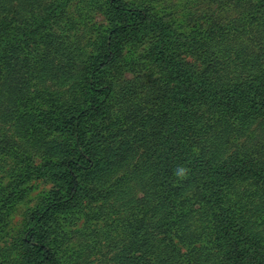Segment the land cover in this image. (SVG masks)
Instances as JSON below:
<instances>
[{
	"label": "rangeland",
	"instance_id": "rangeland-1",
	"mask_svg": "<svg viewBox=\"0 0 264 264\" xmlns=\"http://www.w3.org/2000/svg\"><path fill=\"white\" fill-rule=\"evenodd\" d=\"M90 1H58L61 6L59 27L64 28L65 35V39L59 40L58 43L66 47L67 54L66 56H58L52 48L49 47L47 52L41 46L43 44L37 45L38 48L41 47L39 51L35 52L36 57L33 61L28 58L31 61L30 90L28 93H10L7 79L0 77V142L2 140L8 142L9 138L13 137L14 142L19 144L17 147L9 144L4 145V143L0 144V264H22L18 242L27 228L30 216L43 206L53 189L50 178L42 173L41 168L44 166L43 164L48 162L51 164L58 162V159L50 156L42 158L35 152V143L57 138L59 131L56 130L59 129H55L57 126L54 120L82 107L87 99L85 80L89 72V64L91 59L100 54V49L103 48V36L107 27L100 7L104 1L94 0L95 7L90 5ZM124 1L128 8H141L147 11L151 21L158 22L173 33L174 41L169 39L171 43L165 49L166 54L174 57L177 61H181V63L191 64L196 70H205V68L211 70L208 67H213L212 64L216 63L214 66L216 67L214 69L215 74L225 78L226 81L224 85L212 90L215 100L226 94L237 95L241 82L250 85L251 82L257 83L260 76H264V67H261L264 62L262 61L264 60L262 50L259 52L257 63L254 65L259 66L258 68L244 67L233 73L234 71L228 67L239 62L244 56L242 54L247 53L249 47H262L261 38L264 37V30L254 28V23H245V20L249 19V14L254 12L251 8L255 0H219V2L215 0ZM47 2L48 0H7L4 5L5 13L0 16V19H5L4 31L12 34V43L18 42L23 46L27 45L29 49L33 46L34 40L32 41V38L26 33L38 26L37 22L46 13L43 10L46 6L48 7ZM49 12L47 11V13ZM16 28L18 30H15ZM155 36L156 34L153 33V35L144 37L136 44L131 45L124 52L123 59H119L113 64L115 68L112 66L114 69L110 71V75L104 78V85H108L110 91L107 102L102 105L105 107L103 111H109L108 117L112 118L113 121L116 115L126 116L128 118L124 119V122L126 126H129L135 120L133 114L135 116L138 107L143 112L152 106L157 107L153 105V102L162 95L159 89L163 85V80H161L162 62H152L150 55ZM259 36L262 37L259 38ZM199 41H204L206 44L213 41V43L207 44V47L211 49L206 50V47H203L202 50L197 51L198 53L195 52L192 46L197 45ZM197 47L199 46L197 45ZM50 63L51 65L48 66L47 64ZM3 72H1V76L4 74ZM133 76L142 78L143 87L136 88L132 95L127 97L126 90L133 88L134 85L130 82ZM263 82V80L258 82L261 84V90H264ZM258 83L255 84L256 88H258ZM151 86H156L152 92L149 90ZM118 99L126 100L127 106L121 101L118 105L115 102ZM210 110L212 109L210 108ZM202 111L204 108L200 107L196 116ZM238 111L236 109V114ZM212 116L213 122L218 119V115L213 114ZM18 117H22L29 125L26 128L25 137H18L14 134L16 129L21 130L22 128L20 124H13ZM101 117H104V114H100L87 126L98 129V122ZM263 118L264 116L257 120L253 119L251 127L244 132V136L242 135L243 132L241 133L237 128L226 132L221 124L212 123L211 129L206 130L208 132L207 138L210 140L203 138L204 140L193 142L191 151L197 154L198 150L204 146L211 147L214 142L220 143V136L223 135L225 147L229 148L226 155L233 154L235 156L238 152H244L242 158L247 163L254 164L259 169L264 170V129L261 128L263 123L260 122V120L263 121ZM10 119L12 120L10 121ZM106 125H113V123ZM181 127L180 130H182ZM138 129L136 126L133 133L137 134ZM166 130L171 131V133L166 132L164 135L168 140L163 143L164 150L168 147L170 139L174 142L173 146L184 145V142L178 139L180 136L177 135L179 123L172 124V127H168ZM173 130H177L175 135L172 134ZM149 132L150 129L147 133L149 134ZM130 137L132 134L122 142L124 148H127V154L117 161L118 165L81 173L82 188L85 193L90 190L87 194L89 198L87 195V197H82L81 207L68 210L74 218L72 225L62 223V218H58V222L65 226L61 233L51 235L50 240H53L54 248L57 249L58 254L62 256L63 260L68 258L70 264L72 263L71 259L74 260L76 257L77 264H85L86 262L103 264L101 259L105 260L112 254L111 250L103 248L106 245L105 238L112 239L113 242L120 241V249L129 246L128 244L133 241L131 233L127 232L126 228L122 229L118 220L130 214L138 216L147 211L149 205L147 207L140 202L142 199L140 182L144 179L136 167L142 168V166L155 163V155H149L148 160L144 158V150L139 146L144 142H151L143 139L138 143L139 145L133 142L128 143L127 139ZM247 148L250 149L248 152L246 151ZM257 151L259 152L258 155L256 154ZM163 153L165 154V152ZM182 156V154H177V159H182ZM68 158L73 157L69 156ZM42 161L46 162L42 163ZM159 173L162 177L161 171ZM173 176H176L174 172L162 177L160 184L161 182L168 184ZM195 183L196 185L187 190V193L181 197L182 201L189 199L192 193L201 194L199 187H203V181L196 180ZM152 191L155 196H161L159 186ZM219 198L222 200L221 207L230 211L235 220L240 213H245V220L249 218L254 234L260 232L264 235V226L260 227V224L264 222V185L262 182L259 180L252 182L251 178L236 181L229 185L223 197L219 196ZM187 204L188 202H184L183 207L187 211H191L192 218L184 220L183 228L186 226L188 231H200L208 220L206 211L198 205L189 203L187 206ZM212 210L210 217L213 215L215 222H217L218 211L216 208ZM161 220L160 218L159 221ZM117 223H119V229L114 231V226ZM220 223L222 224V222ZM232 223L234 227L232 230L234 231L229 230V233L239 232L244 237L250 232L248 226L237 227V224H240L239 221H232ZM79 234L82 239H80ZM88 236L94 240L92 238L88 240ZM250 238L253 237L248 235L247 239ZM260 240L264 242V238H260ZM202 245H205V241L195 243L196 247ZM86 246H95V251L89 254ZM177 247L180 249L179 254L181 255L177 262L195 264L192 255H187L180 245ZM209 249H211L209 254L212 257H217L204 261V264H242L243 262L223 257L227 254L224 255L222 252L216 254L219 250L215 243ZM132 250L134 251L135 248ZM135 252L130 251L128 254L120 252V254L127 257L130 254L140 256L139 250H135ZM227 253H229L228 249ZM221 256L223 259H218ZM190 257H192L190 260H185V258Z\"/></svg>",
	"mask_w": 264,
	"mask_h": 264
},
{
	"label": "trees",
	"instance_id": "trees-1",
	"mask_svg": "<svg viewBox=\"0 0 264 264\" xmlns=\"http://www.w3.org/2000/svg\"><path fill=\"white\" fill-rule=\"evenodd\" d=\"M58 1L48 0V7L46 6L43 10L46 13L37 22L38 26L27 31L26 35L31 37L32 41L34 40V43L31 42L32 49L18 42L12 43V34L4 31L5 19H0V77L7 79L10 93L26 94L29 92L31 61L36 57L35 52L39 51L41 46L47 52L50 47L56 55L66 56V47L58 43L59 40L65 39L64 28H60L58 22L61 14V6ZM103 1L104 4H101L100 7L107 27L103 36V48L100 49V54L91 59L89 64V72L85 80L87 99L82 107L54 120L57 126L55 129H59L56 130L59 131L57 138L36 142L34 146L35 152L42 158L55 157L58 162L54 164L48 162L41 168L42 173L50 178L53 189L43 206L30 216L27 228L18 242L21 263L70 264L68 258L63 260L62 256L58 254L50 237L55 233H61L65 226L62 223L72 225L74 218L68 210L81 207V198L90 192L87 190L85 193L82 188L81 173L118 165L117 161L127 154V148H124L122 142L132 134V137L127 139L128 143L133 142L139 145L138 143L143 139L151 142L143 141L144 143L139 146L144 150V158L147 159L149 155H155V163L142 166V168L135 166L144 179L142 182L139 181L142 195L140 202L147 207L149 205V207L144 214L138 216L130 214L118 220L121 228H126L127 232L131 233L133 241L128 244L129 246L120 249V241L113 242L112 239L105 238L106 245L103 248L111 250L112 254L105 260L101 259L103 264H181L177 262L181 256L177 245L183 247L187 255L194 257L192 260L195 264H204V261L217 257H212L209 254L211 250L209 248L213 243L219 250L216 254L218 252L227 254L223 257L233 258L238 262L241 260L242 264H264V242L260 240V238H264V235L260 232L254 234L249 218L245 220V213H240L237 217L234 216L235 220L230 211L221 207L222 200L219 198V196L223 197L229 185L239 180L251 178L252 182L259 180L264 185V170L254 164L247 163L242 158L244 152H238L235 156L233 154L226 155L229 148L225 147L223 135L220 136V143L214 142L211 147L204 146L198 150L197 154L191 151L193 142L204 140L203 138L210 140L207 138L206 130L211 129L212 123L221 124L226 132L237 128L238 131L243 132L244 136V132L251 127L253 119L257 120L264 116V90H261V84L258 83L261 80L264 81V76H260L257 82L258 88L255 86L256 82H251L250 85L241 82L237 95L226 94L215 100L212 90L224 85L226 81L225 78L215 74V62L212 64L214 68L208 67L211 70L206 68L205 70H196L187 62L177 61L165 53L167 45L171 43L169 39L174 41L173 33L158 22L151 21L147 11L141 8H128L124 0ZM215 1L219 2V0ZM6 2L7 0H0V16L5 13ZM93 2L94 0H91L90 5H94ZM251 10L254 12L249 14V19L245 20V23H254V28L264 30V0H255ZM47 11L50 12L47 13ZM153 33L156 36L150 55L152 62H162L161 80H163V85L159 89L162 95L154 100L153 105L157 107L152 106V110H150L151 107L143 112L138 107L135 116L133 114L134 122L126 126L124 119L126 120L128 117L116 115L113 121L108 117L109 111H103L105 107L102 105L107 102L110 91V87L104 85V78L110 75V71L115 68L113 64L119 59H123L124 52L131 45L136 44L144 37L153 35ZM261 37L259 36V38ZM261 41L263 42L261 43L262 47H249L248 52L242 54L244 56L241 60L229 65V69L236 73L244 67L256 68L257 66L254 65L257 63L259 52L262 50L264 53V37L261 38ZM197 43L199 47L196 44L192 46L195 52L202 50L203 47H206V50L209 49L207 44L213 43V41H209L207 44L204 41ZM39 44L43 45L38 48ZM47 65L50 66L51 63ZM262 66L264 67V62ZM1 72L4 73L2 76ZM130 82L134 85L133 88L126 90L127 97L131 96L136 88L143 87L140 77L133 76ZM155 89L156 86L149 88L151 92ZM120 101L127 106L126 100H115L118 105ZM200 107H203L204 111L196 116ZM236 109L239 110L238 114H236ZM100 114H104V117H101L98 122L99 128H89L87 124L92 123ZM213 114L218 115V119L214 122ZM233 117L235 119H232ZM210 122L211 125H209ZM260 122L263 123L261 128L264 129V118ZM108 123H113V125H106ZM176 123H179V130L178 132L173 130L172 134L175 135L177 132V135L180 136L178 139L182 140L184 145L173 146L174 142L170 139L168 147L164 150L163 143L168 141L164 135L166 132L171 133L166 128H171L172 124ZM13 124H20L22 127L21 130L16 129L14 134L18 137H25L26 128L29 126L27 122L22 117H18ZM136 126L139 129L138 133L134 134ZM148 129H150L149 134L147 133ZM12 138L10 137L8 142L2 140L0 144L17 147L19 144ZM249 150L247 148L246 151ZM177 154H182V159H177ZM256 154L258 155L259 152L257 151ZM69 156L73 158L69 159ZM45 162L42 161V163ZM181 166L189 170L186 177L181 179L173 176L168 184L162 182L160 184L162 177L175 172ZM159 171H161L162 177ZM196 180L203 181V187H199L201 194L192 193L189 199L182 201L181 197L196 185ZM158 186L161 196L157 197L152 190ZM87 196L89 198V195ZM184 202H188L187 206L189 203L198 205L206 211L208 220L200 231H188L186 226L183 228L184 220L192 218L191 211H187L183 207ZM214 208L218 211L217 222L213 215L210 217ZM59 217L62 218V223L58 222ZM160 218L161 221H159ZM232 221H239L240 224H237L239 228L248 226L250 232L244 237L239 232L229 233V230L234 231L232 230L234 228ZM263 226L264 222L260 224V227ZM118 227L119 223L114 226V231H117ZM248 235L253 238L247 239ZM79 236L82 239L80 234ZM87 238L89 240L92 237L88 236ZM202 241H205V245L195 246V243ZM86 247L89 254L95 251V246ZM134 248L139 250L140 256L130 254L127 257L120 254V252L128 254L130 251L136 253L135 250H132ZM227 249L229 253H227ZM101 255L104 256V254ZM192 257L185 258V260L188 261ZM75 259H71V264H77ZM218 259L223 258L221 256ZM85 264L92 263L86 262Z\"/></svg>",
	"mask_w": 264,
	"mask_h": 264
},
{
	"label": "clouds",
	"instance_id": "clouds-1",
	"mask_svg": "<svg viewBox=\"0 0 264 264\" xmlns=\"http://www.w3.org/2000/svg\"><path fill=\"white\" fill-rule=\"evenodd\" d=\"M188 171L189 170L187 168L181 166L177 170H175L174 174L182 179V178L186 177Z\"/></svg>",
	"mask_w": 264,
	"mask_h": 264
}]
</instances>
